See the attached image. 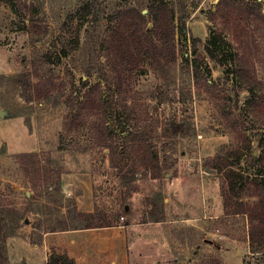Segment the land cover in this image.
Here are the masks:
<instances>
[{
  "label": "rangeland",
  "instance_id": "obj_1",
  "mask_svg": "<svg viewBox=\"0 0 264 264\" xmlns=\"http://www.w3.org/2000/svg\"><path fill=\"white\" fill-rule=\"evenodd\" d=\"M25 1L28 8L15 10L0 0V207L10 220L8 262L44 264L52 252L77 253L66 242L68 236L75 242L74 229L50 230L65 219L72 218L68 227L82 222L73 219L78 191L68 186L74 173H90L95 210L114 221L159 219L130 229L129 264H264V253L252 251L248 216L225 215L227 198L258 199L250 182L264 175V0H243L253 13L237 26L219 16V0H166L177 16H187L186 30L176 20L177 60L158 65L146 59L145 71L126 80L122 95L104 41L121 10L155 0ZM219 34L214 59L206 47ZM86 40L94 54L91 75ZM195 48L201 52L197 59ZM195 59L201 62L200 85L192 75ZM40 79L50 87L42 99L36 91ZM83 81L85 88L102 84L109 141L124 145L131 131L148 138L160 154L163 178L135 170L130 154L117 155L111 164L90 121L73 132L65 129L69 98L84 92ZM208 84L223 98L207 91ZM121 100L134 106L132 114ZM30 151L41 154L40 166L50 177L61 173L60 190L44 182L43 172L26 175L13 157ZM218 154L249 174L233 196L225 173L206 167L207 158ZM179 177L203 187L181 191ZM142 233L150 235L135 239Z\"/></svg>",
  "mask_w": 264,
  "mask_h": 264
},
{
  "label": "trees",
  "instance_id": "obj_2",
  "mask_svg": "<svg viewBox=\"0 0 264 264\" xmlns=\"http://www.w3.org/2000/svg\"><path fill=\"white\" fill-rule=\"evenodd\" d=\"M13 9L28 8L25 0H6ZM217 12L219 16L233 22L237 26L243 20L248 21L253 10L246 6L243 0H219L217 3ZM149 9V14L144 13V9ZM187 16L182 12L177 16V12L166 0H155L151 3L139 2L132 4L118 13L117 19L111 22L110 32L104 43V56L107 64L113 73V82L119 94L124 93V85L127 79L143 73L142 64L146 59H150L158 65L164 61L165 63H173L177 60L176 47L174 37L176 33L177 23L186 30ZM152 22V23H151ZM92 36V34H90ZM217 37V38H216ZM214 36L207 45L208 53L215 59H219L214 45L217 39L221 37ZM199 38H195V41ZM198 41V40H197ZM88 40H86L83 51L88 55L89 66L87 67V75H91L90 67H93L94 54L90 51ZM195 58L201 52L195 48ZM193 60L192 75L197 85H200L201 62ZM88 84L83 81L80 90L82 94L78 98L70 97L72 100L70 109L66 114L65 129L73 132L80 128L83 124L90 121L96 135V142L101 147L109 150L110 162L115 164L117 155L122 158L126 154H130L133 168H144L149 171L150 177L160 179L165 176L163 172V164L160 154L154 148L148 138L144 137L137 131L127 132V142L124 145H116L109 141V129L107 124V102L103 99L102 84H97L85 88ZM47 85V86H45ZM49 84L43 80H39L36 84L37 96L42 99L50 93ZM207 91L211 92L215 97L223 98L219 92H215L211 85L208 84ZM73 95V94H71ZM123 106L128 112L133 113V105L128 104L127 100H121ZM13 157L21 163L26 175L30 174V170L34 169L38 174L44 173V182L49 185H55L58 190L61 189V173L59 172L56 179L49 176L47 171L43 170L41 163L43 162L41 154L36 151L18 152ZM234 162H231L223 155H215L207 158L206 167L209 169H217L224 172L228 183V191L233 195L237 189L243 187L242 181L248 178L249 174H242L234 168ZM253 185V193L258 196L254 202H246L244 200H226V216L247 215L249 218V240L254 253H264V175H255L251 178ZM79 218L81 223L71 224L68 227L69 220H63V224L53 227L50 231L103 227L112 225L111 215L106 211L95 210L93 212H81L75 209V217ZM8 223L10 220L3 213L0 207V264H10L8 262L6 252V240L11 235ZM74 223V222H73ZM48 230V231H49ZM44 264H77L76 260L65 253L52 252L50 257ZM207 264H223L220 260H210Z\"/></svg>",
  "mask_w": 264,
  "mask_h": 264
},
{
  "label": "crops",
  "instance_id": "obj_3",
  "mask_svg": "<svg viewBox=\"0 0 264 264\" xmlns=\"http://www.w3.org/2000/svg\"><path fill=\"white\" fill-rule=\"evenodd\" d=\"M178 179L181 191L182 187L192 186V191L195 193L199 190L198 188L202 189L203 187V184L196 180L192 183L187 182V180L183 181V177H179ZM70 181L72 184L68 186V189L78 191L75 194L77 210L81 212L95 211L96 201L91 174L74 173ZM153 223L158 224L159 219H149L147 222H125L116 219L115 221L112 220V225L109 226L74 229L73 231L76 232L75 242L69 236L66 242L69 246L74 244L78 247V250L77 253L67 251V254L74 258L77 264H129V257L131 255L130 229L138 226L150 227L149 225H153ZM69 231L65 230L63 232L68 233ZM148 235L150 234L147 233L145 235V233H142L141 236L135 239H146Z\"/></svg>",
  "mask_w": 264,
  "mask_h": 264
},
{
  "label": "water",
  "instance_id": "obj_4",
  "mask_svg": "<svg viewBox=\"0 0 264 264\" xmlns=\"http://www.w3.org/2000/svg\"><path fill=\"white\" fill-rule=\"evenodd\" d=\"M5 114V111L4 110H1L0 111V115L3 116ZM112 264H116V263H112Z\"/></svg>",
  "mask_w": 264,
  "mask_h": 264
}]
</instances>
